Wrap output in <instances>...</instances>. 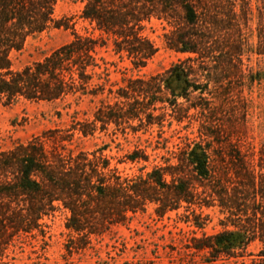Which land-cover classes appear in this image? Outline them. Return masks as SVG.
I'll return each instance as SVG.
<instances>
[{
	"label": "trees",
	"instance_id": "1",
	"mask_svg": "<svg viewBox=\"0 0 264 264\" xmlns=\"http://www.w3.org/2000/svg\"><path fill=\"white\" fill-rule=\"evenodd\" d=\"M59 1L0 0V102L21 98L62 102L97 93L99 85L91 81L99 66L97 46L105 40L78 33L72 17L55 18ZM71 1L82 3L79 18L110 39L113 51L124 52L135 67L144 66L157 52L143 34L144 22L151 18L167 27L162 35L165 47L187 57L161 73L127 78L117 90L119 99L101 101L93 119H74L67 128L48 129L44 135L52 143L50 147L36 136L0 151V257L14 235L39 228V220L60 206L69 212L65 227L88 240L90 234L101 233L129 212L144 210L148 203L154 204L159 216L183 207L193 215L192 224L197 228L203 223L193 206L216 204L229 223L213 235L193 237L189 247L206 251L210 261L224 257L233 258L234 264H264V157L255 165L231 144L225 162L223 156L213 157L209 140H192L177 153L169 151L162 165L144 175L129 176L110 166L102 153L104 147L93 151L67 148L76 133L92 135L97 125L102 130L113 124L124 131L125 124L131 126L130 121L137 119L136 127L155 122L162 126L167 113L154 114L156 107H171L169 115L177 121L191 107L203 114L212 107L213 91L218 89L221 103L228 98L234 102L230 92L236 89L238 104L233 107L242 108L245 121L247 104L241 93L260 80V72H253L243 57L264 54V0H255L254 46L248 33L253 0ZM50 27L71 29L72 38L42 58L14 67L13 52L22 49L28 36ZM210 84L214 90H209ZM201 127L205 137L221 141L219 130L206 123ZM127 159L147 160V156L134 151ZM256 240L260 249L256 254L248 252ZM245 256L253 258L247 261Z\"/></svg>",
	"mask_w": 264,
	"mask_h": 264
},
{
	"label": "rangeland",
	"instance_id": "2",
	"mask_svg": "<svg viewBox=\"0 0 264 264\" xmlns=\"http://www.w3.org/2000/svg\"><path fill=\"white\" fill-rule=\"evenodd\" d=\"M252 4L253 17L249 22L248 33L254 46L258 11L255 9V0ZM81 8L80 2L62 0L55 6L54 17H72L78 33H92L94 37L105 40L104 44L99 40L101 45L96 49L99 66L94 68L95 75L91 81L93 85H99L97 93L87 94L77 100L68 97L62 102L28 101L22 98L6 104L0 102V151L36 136L41 138L47 148L50 147L52 143L44 135L48 129L67 128L74 119H93L101 101L113 103L119 99L117 90L126 84L127 78L161 73L187 57V54L165 47L162 35L167 27L164 22L151 18L149 22H144L143 34L152 40L157 52L144 66L135 67L124 52L119 54L113 51L110 39L94 30L88 21L79 18ZM71 38V29L55 27L30 35L22 49L13 52V65L21 67L40 59ZM243 60L253 72H260V80L245 86L241 93L247 104L245 121L242 108L237 105L233 107V104H238L236 89L230 92L234 102L228 98L225 103H221V98L217 99L221 89L215 93L213 84H210L209 90H214L213 95L216 97L212 107L203 114L199 108L191 107L187 114L182 111L181 114L185 116L177 121L169 115L171 107H156L154 114L167 113L161 122L162 126L155 122L150 126L136 127L139 123L137 119L130 121V125L137 130L126 124L124 131L116 129L113 124L102 130L97 125L92 135L76 133L67 148L93 151L104 147L102 153L109 158L110 166L117 167L122 175L129 176L144 175L153 166L162 165L164 157L170 155L169 151L177 153L186 143L201 139L210 141V152L216 159L220 155L227 162L232 144L256 165L259 158L264 157V54L252 53L249 58L245 55ZM179 101L183 106L188 103L184 98H179ZM160 105L157 103L156 106ZM182 108L184 110L187 107ZM202 123L210 125L212 130H219L221 141H215L214 136L205 137ZM134 151L147 156V160L127 159V155ZM216 163L221 166L220 162ZM193 208L196 213H201L199 222L203 223L202 228L192 224L193 215H189V211L183 207L159 216L154 212V204L148 203L144 210L129 212L124 220L113 222L101 233L90 234L88 240H84L65 227L69 212L60 206L39 220V228L31 233L14 235L5 246L0 264H234L233 258L221 257L210 261L206 251L189 247L193 237L213 235L222 230L224 223H229L227 214L216 204ZM228 227L232 228L230 224ZM260 246L256 240L248 246L247 251L256 254ZM251 258L253 256H245L244 259L249 261Z\"/></svg>",
	"mask_w": 264,
	"mask_h": 264
}]
</instances>
